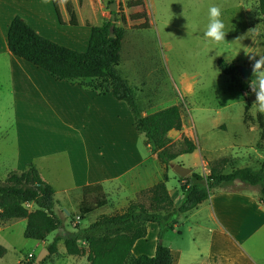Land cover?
<instances>
[{
  "label": "rangeland",
  "instance_id": "1",
  "mask_svg": "<svg viewBox=\"0 0 264 264\" xmlns=\"http://www.w3.org/2000/svg\"><path fill=\"white\" fill-rule=\"evenodd\" d=\"M145 2L146 8L142 11L146 14L149 25L147 29H133L143 20L132 22L128 18L125 19L126 31L128 28L131 30L125 37L123 66L120 68L134 90L139 109L146 114L170 106L179 107L181 131L170 132L168 138L174 150L182 148L180 142L187 138L195 143L196 152L185 154L184 157L172 161L170 166L180 165L202 177L208 175L210 164L222 158L228 160L224 173L245 166L254 170L260 169L264 165V127L259 129L256 118L264 117V110H261L257 103L258 84L243 80L238 71L233 77L225 76L217 67L218 60L222 59L238 67H250L251 64L254 70L264 36V18L258 12L256 1ZM213 5L221 9L228 31L226 42L222 44L212 42L204 35L208 23V8ZM85 14L84 11L83 15ZM85 17L83 16V19ZM119 24L123 25L120 21ZM64 38L65 36H59V40ZM258 72L260 78L264 70ZM18 128L10 127L9 133L18 131ZM116 128L114 136L111 130L103 134L104 152L113 157L116 170L120 173L132 163L142 160L138 174L146 175L147 181L144 184L160 181L164 168L145 146L143 135L135 132L132 120L121 117L118 133ZM37 129L38 127H28L32 137H37ZM21 143H24L26 151L33 152L35 145L32 141L22 139ZM4 154H8V151ZM56 164L61 166H57L50 173L40 174L43 180L59 179L64 164L62 159L56 161ZM170 166L166 169V188L178 206L181 189L190 175L180 177ZM2 177L3 175H0V183L4 181ZM124 183L126 184V180ZM238 187L215 190L212 198L245 192L257 197L254 190L238 191ZM53 188L56 203L54 214L61 220L60 227L43 241H35L23 237L24 223L13 220L0 221V245L6 250L5 255L0 257V264H35L41 250H46L55 236H67L76 225L88 226L99 215L120 213L125 207L124 203H119L114 196L116 190H111L108 202L81 221L78 212L80 205L73 204L75 195L64 194L63 185L58 183ZM145 190L137 193L135 201L130 202L147 206L148 195ZM257 201L259 202L258 198ZM204 205L208 207L206 203ZM259 205L263 207L260 202ZM27 209L32 210L30 207ZM208 210L190 212L185 217L181 215L172 231L165 229L161 234L156 224H144L146 236L135 243L131 251L132 256H152L156 244L161 242L170 249L173 264H244L240 247L250 256V260L246 262L264 264L262 237L243 241L241 246H235L234 249L228 245L226 249L231 255L226 253L225 245L229 242L223 225L216 221L213 215L211 217ZM56 249L55 254H48L46 250L37 264H87L85 256H67L62 241L56 243Z\"/></svg>",
  "mask_w": 264,
  "mask_h": 264
},
{
  "label": "trees",
  "instance_id": "2",
  "mask_svg": "<svg viewBox=\"0 0 264 264\" xmlns=\"http://www.w3.org/2000/svg\"><path fill=\"white\" fill-rule=\"evenodd\" d=\"M113 1L116 0H109L108 5ZM255 1L259 14L264 18V0ZM64 2L70 17L69 24L76 26L71 2ZM52 4L57 21L62 24L55 0H52ZM125 6L142 7L143 1L131 0ZM117 7L118 11L112 13L115 17L113 23L109 18L101 26L91 28L88 47L84 52L68 49L38 35L20 16H15L8 28L7 47L11 54L43 69L58 81L77 82L98 95L110 94L115 101L123 102L131 114L135 132L143 135L145 146L164 168L161 180L145 190L148 195L147 206L130 202L120 213L101 214L88 226L76 225L67 236H55L46 250L48 254H55L56 243L62 241L67 256H85L88 264H173L170 249L161 242L156 244L152 256H132L135 243L146 236L143 225L156 224L160 229L159 234L165 229L172 231L181 215L206 201L215 190L234 186H239L238 191L254 190L264 207V165L258 170L245 166L224 173L228 160L222 158L209 165L208 175L202 177L197 173L190 174L181 189L179 205L176 206L166 188V169L178 156L193 153L196 145L183 138L180 142L182 148L174 150L168 138L170 131L179 132L182 128L178 106L148 115H143L139 109L133 88L117 69L124 29L115 23L118 20L125 23L122 4L118 3ZM130 20H143L135 29H147L149 26L145 13L130 17ZM110 28H113V37H110ZM260 60L264 61V36ZM217 67L223 75L230 77L238 71L237 65L228 64L222 59L218 60ZM259 70H264V65L249 72L248 82L258 84ZM256 123L260 130L263 129L264 117L258 116ZM54 194L53 187L41 179L33 164H28L21 171L9 172L0 183V221L25 219L23 237L43 241L61 225V220L54 214ZM105 202L99 187L84 190L78 209L79 219L84 220ZM28 203L33 204V211L26 208ZM5 252L0 245V257Z\"/></svg>",
  "mask_w": 264,
  "mask_h": 264
},
{
  "label": "crops",
  "instance_id": "3",
  "mask_svg": "<svg viewBox=\"0 0 264 264\" xmlns=\"http://www.w3.org/2000/svg\"><path fill=\"white\" fill-rule=\"evenodd\" d=\"M128 1L131 0H116L117 4L123 6L125 19L130 20V17L143 13L142 9L146 8L145 0H142V7L136 8H127L125 4ZM55 2L62 24L57 21L52 0H0V127H8L0 128V175L5 180L9 172L21 171L28 164H33L41 177L61 166L56 161L62 159L64 166L59 170L62 175L58 180L41 179L52 187L56 183L63 185L64 194L75 195L74 205H80L84 190L99 187L105 196V204L110 199L109 191L116 190L114 196L126 208L130 201H135L137 193L153 185L144 184L146 175L138 174L142 160L119 173L113 157L104 152V132L111 130L114 136L115 127L117 133L119 131L121 117L132 120L126 105L115 101L110 94L98 95L77 82L58 81L8 50V28L15 16L22 17L38 35L77 52L87 49L91 28L101 26L110 18L109 0H70L76 19V26H71L64 0ZM83 16L86 17L83 19ZM119 21L115 25L124 29V35L117 69L126 79L120 67L123 66L125 37L131 29L126 31V20L123 25H118ZM59 36H65L64 40H59ZM261 52L262 45L258 61ZM249 68L253 70L251 64ZM143 115L148 114L143 112ZM29 126L38 127L37 137L30 135ZM10 127H19V130L10 134ZM22 139L34 143L32 153L26 151ZM6 151L8 154L5 155ZM184 156H178L175 160ZM205 203L208 207H204ZM25 206L32 208L29 211L34 210L32 203ZM207 209L211 214L207 213L223 225L229 242L225 245L226 253H229L226 249L228 245L234 249L241 246L243 241L264 239V208L259 205L257 197L247 192L214 198L211 195L183 215L185 217L190 212ZM13 221L26 225L25 219ZM240 250L244 264H253L252 261L246 262L250 256L241 247Z\"/></svg>",
  "mask_w": 264,
  "mask_h": 264
},
{
  "label": "clouds",
  "instance_id": "4",
  "mask_svg": "<svg viewBox=\"0 0 264 264\" xmlns=\"http://www.w3.org/2000/svg\"><path fill=\"white\" fill-rule=\"evenodd\" d=\"M228 31L226 30V24L223 19V13L217 6H210L208 8V23L204 35L212 42L217 44L225 43V36ZM264 65V61L260 60L255 64L254 70L260 69ZM258 88L256 91L257 103L261 110H264V73L260 74L258 80Z\"/></svg>",
  "mask_w": 264,
  "mask_h": 264
},
{
  "label": "water",
  "instance_id": "5",
  "mask_svg": "<svg viewBox=\"0 0 264 264\" xmlns=\"http://www.w3.org/2000/svg\"><path fill=\"white\" fill-rule=\"evenodd\" d=\"M108 10H109V13H111L110 21L113 23L115 21V17L112 13H116L118 11L117 2L113 1L109 5ZM112 30L113 28H110V37H113ZM249 72H250L249 67H246V66L238 67V73L243 80L248 79ZM257 90H259L258 86H257ZM170 167H171V170L180 177H186L192 173L190 169L184 168L177 164L171 165ZM66 215H68L67 212H66ZM45 253H46V250L42 249L39 255L35 259V264H37L41 260V258L45 255Z\"/></svg>",
  "mask_w": 264,
  "mask_h": 264
}]
</instances>
